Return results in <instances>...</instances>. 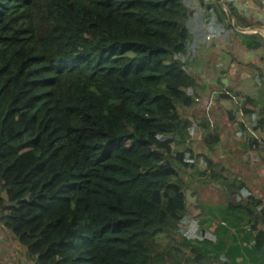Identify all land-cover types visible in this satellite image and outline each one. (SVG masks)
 Here are the masks:
<instances>
[{
    "label": "trees",
    "instance_id": "16d2710c",
    "mask_svg": "<svg viewBox=\"0 0 264 264\" xmlns=\"http://www.w3.org/2000/svg\"><path fill=\"white\" fill-rule=\"evenodd\" d=\"M195 1L0 0V224L36 264L264 263V207L243 181L227 194L251 203L216 209L214 241L181 226L188 163L172 144L200 89ZM220 243L255 245L220 257Z\"/></svg>",
    "mask_w": 264,
    "mask_h": 264
},
{
    "label": "rangeland",
    "instance_id": "374dc122",
    "mask_svg": "<svg viewBox=\"0 0 264 264\" xmlns=\"http://www.w3.org/2000/svg\"><path fill=\"white\" fill-rule=\"evenodd\" d=\"M212 9L201 6L196 1L187 7L188 24L195 31L205 32V43L213 46L210 31L218 32L219 29H216L215 23H217L216 20L219 19V16ZM223 32H225L223 36L228 33L227 31ZM191 37L190 34V52L194 49V40ZM194 51L188 57V66L198 87L201 88V85H204L209 77L215 74L213 70L217 63L216 57L221 60L223 55H219V50L216 48L213 52L212 50H205L209 52L205 53L202 49L198 51V47L195 46ZM231 75V72L228 71L229 78ZM208 82L210 83V81ZM248 82V79L239 78L237 80L234 78L233 81L229 82V87H223V89L231 91L233 95L236 94L234 92L236 89H244V91L252 94L256 90L254 88L245 89L246 85H249ZM211 83L214 81L211 80ZM260 91L263 92L264 87ZM195 93L197 99L203 98L202 101L204 98H211L208 97V91L206 93V91L196 90ZM204 93L207 97H203ZM230 95L233 96L231 93ZM238 96L241 95L233 96L235 99L229 97L230 99L227 98L228 101L225 98H220V101L216 105L210 106L208 110L200 102L195 104V99L190 108L179 111L182 119L192 123V128L188 130V136L183 140L175 137L174 144H172L173 151L184 153L188 163V169L183 171L184 173H180L181 179L186 185L185 198L189 206L181 226L192 241L197 239L214 241V231L221 222L219 214L216 213L218 207L223 208L228 202H232L234 205L251 203L246 193L242 195L236 192L233 195L227 194L226 185H234L233 180L243 181L248 192L253 195V200L258 199L260 201V206H257L255 211H260L261 207H264V150L250 152L246 149V141L249 137H254L260 145L264 142V98L261 100V104L255 105L254 109L257 111L251 120H248L244 115H240L239 105L244 98ZM207 123L209 126L205 127L204 125ZM255 125H259L258 129L263 128V130L255 131ZM190 153L191 156H189ZM188 157L191 158L188 159ZM258 160H261L262 165L259 164ZM252 162H255V169ZM214 172L217 175H212ZM259 174L262 177H259ZM209 220L211 222H208ZM259 225V228L264 230V226ZM203 263L207 264L205 261ZM214 263L212 261L209 264ZM0 264H36L28 256L26 250L3 229L1 224Z\"/></svg>",
    "mask_w": 264,
    "mask_h": 264
},
{
    "label": "crops",
    "instance_id": "0c3cea01",
    "mask_svg": "<svg viewBox=\"0 0 264 264\" xmlns=\"http://www.w3.org/2000/svg\"><path fill=\"white\" fill-rule=\"evenodd\" d=\"M201 6L206 8H213L212 10L216 12L219 16V19L216 20L215 23L216 29L218 32L212 30L211 37L213 46L210 44H206L204 37L205 32L200 31V37H195L196 46L199 50H203L205 53H209L205 50H214V48L219 50V55H223L221 60L216 57L217 63L214 67V75L212 74L208 81L201 85L199 90L202 92L208 91V97L210 96L213 101V106L218 103L219 94L226 95L228 98L235 99L233 96L241 95L238 97H242L244 99L251 98L254 101L257 100L259 96L260 90L264 87V26H262L261 21L264 20V0H201ZM209 5H212L209 7ZM218 12V13H217ZM217 24V25H216ZM227 31L226 35L223 34ZM194 39V36H192ZM254 40L255 43H260L261 46L256 49H248L245 45L250 43V40ZM227 49V52L225 51ZM223 50V51H222ZM197 52V51H196ZM218 55V56H219ZM228 71L231 72V77H228ZM258 75L260 76L258 78ZM239 78L248 79L249 85L247 84L245 89H255L256 91L252 94L243 90H235L236 93L233 95L231 91L223 89V87H229V82L233 81V79ZM211 80L214 83H211ZM226 81V85L222 84V81ZM235 81V80H234ZM203 86V88H202ZM221 86H223L221 88ZM264 92V91H263ZM206 93H204L203 97H207ZM229 93V94H228ZM230 93L233 95L231 96ZM217 94V98L215 101L213 100V95ZM229 98V99H230ZM264 98V94L260 99ZM203 98L197 99V103L204 104L202 101ZM206 98H204L205 100ZM227 100V99H226ZM261 100L260 103L261 104ZM228 101V100H227ZM212 107V106H211ZM240 107V105H239ZM254 109V108H253ZM241 111V110H240ZM257 109H254V112L249 115H244L248 120L255 115ZM240 115H243L242 112ZM257 115V114H256ZM242 116V117H244ZM191 123V122H190ZM241 125V124H240ZM192 128V123H191ZM255 131L260 132L263 128H259V125H255ZM189 134V133H188ZM253 136L251 133H249ZM250 139L256 141V139L249 137L247 141ZM187 140V139H185ZM246 141V144H247ZM259 145L258 150H249L248 145L246 146L247 151L257 152L263 151V144ZM261 146V147H260ZM249 154V152H248ZM259 164L262 165L261 160H258ZM256 161V162H258ZM253 168L255 166V162H252ZM255 169V168H254ZM262 177L261 174L258 175ZM218 247L223 251V254L220 257H224V253H228L231 251V256L236 252L238 248L245 247L250 250L254 247V243H220ZM255 254V256H252ZM258 253H252L251 256L242 258L241 256H235L234 259L228 260L229 264H264L260 260L262 259V254L256 255ZM218 261L214 264H224L222 258H218ZM227 263V264H228Z\"/></svg>",
    "mask_w": 264,
    "mask_h": 264
},
{
    "label": "built area",
    "instance_id": "2783aa9c",
    "mask_svg": "<svg viewBox=\"0 0 264 264\" xmlns=\"http://www.w3.org/2000/svg\"><path fill=\"white\" fill-rule=\"evenodd\" d=\"M261 23H262V26H264V20H262ZM203 103H204L203 105H204V107L206 108V110H208L209 107L212 106L213 101H212L211 98H206V99L203 101Z\"/></svg>",
    "mask_w": 264,
    "mask_h": 264
},
{
    "label": "water",
    "instance_id": "95a60500",
    "mask_svg": "<svg viewBox=\"0 0 264 264\" xmlns=\"http://www.w3.org/2000/svg\"><path fill=\"white\" fill-rule=\"evenodd\" d=\"M222 84H223V85H226V81L223 80V81H222ZM216 98H217V94H214V95H213V100L215 101Z\"/></svg>",
    "mask_w": 264,
    "mask_h": 264
}]
</instances>
